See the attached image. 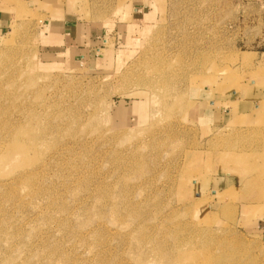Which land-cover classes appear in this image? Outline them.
Instances as JSON below:
<instances>
[{
  "label": "rangeland",
  "instance_id": "374dc122",
  "mask_svg": "<svg viewBox=\"0 0 264 264\" xmlns=\"http://www.w3.org/2000/svg\"><path fill=\"white\" fill-rule=\"evenodd\" d=\"M0 11V264H264V100L224 112L264 92V0Z\"/></svg>",
  "mask_w": 264,
  "mask_h": 264
},
{
  "label": "crops",
  "instance_id": "0c3cea01",
  "mask_svg": "<svg viewBox=\"0 0 264 264\" xmlns=\"http://www.w3.org/2000/svg\"><path fill=\"white\" fill-rule=\"evenodd\" d=\"M9 23V18L8 16H6V13L4 11H0V32H3ZM49 34H48V39H49V43L51 45H49V47H54V49H59V50H63V48H65V51L67 50V47H74L75 51L78 52L77 56L75 57H79L81 58L82 56V52L84 50H86L83 46H79V45H75V41H77V25L73 24L72 22H70V20H64L62 21V23L59 24H52L49 25ZM86 47V46H85ZM87 48V47H86ZM205 94H209L208 92H206ZM231 96H235L236 92L232 91L230 93ZM264 92H254V93H248L245 94L243 96V98L245 97V100L243 99H239L237 102L235 100H226V105H235L233 108H227V110H224V112L227 113V117H228V123H230V121H232V118L235 115L237 118H241V117H247L252 115L254 112H256L259 109V104L262 101H259L258 99L264 100ZM210 105L211 108L214 110V108L217 107V103L210 101ZM237 102V103H236ZM256 102V103H255ZM217 110H219V108H217ZM216 112V111H215ZM234 117V118H235ZM263 224H264V220H263ZM264 227V225H263Z\"/></svg>",
  "mask_w": 264,
  "mask_h": 264
},
{
  "label": "bare ground",
  "instance_id": "6f19581e",
  "mask_svg": "<svg viewBox=\"0 0 264 264\" xmlns=\"http://www.w3.org/2000/svg\"><path fill=\"white\" fill-rule=\"evenodd\" d=\"M191 163H195V161H196V158H192L191 157ZM180 179V178H179ZM183 182V181H182ZM192 182H195V181H192ZM186 183V182H185ZM186 193V192H185ZM182 194V193H181ZM185 195V194H184ZM175 236H176V238L178 239V236H177V233L175 234ZM185 237V236H184ZM190 238V241L189 242H187V241H184V238H183V241L181 242V247H183V248H188V247H190V245L191 246H193V244H194V246L196 247V246H198V243H199V241H202V240H205V239H203V238H201L200 236H198V235H194L193 234V232H192V234L189 236ZM192 241V242H191ZM194 242V243H193ZM220 242V241H219ZM213 249H215V248H213ZM191 250V249H190ZM209 255V253L208 254H205L203 257H205V258H203L204 260H196L195 261V259H194V257H193V255H189L188 256V258H186V260H188L189 259V261H186L187 262V264H216L217 262V259L215 260L214 258V256H210L211 255V253H210V255ZM192 257H193V259H192ZM205 261V262H204Z\"/></svg>",
  "mask_w": 264,
  "mask_h": 264
}]
</instances>
